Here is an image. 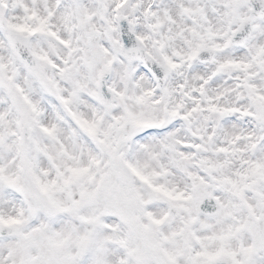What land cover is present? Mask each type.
<instances>
[{
  "label": "clouds",
  "instance_id": "clouds-1",
  "mask_svg": "<svg viewBox=\"0 0 264 264\" xmlns=\"http://www.w3.org/2000/svg\"><path fill=\"white\" fill-rule=\"evenodd\" d=\"M0 168L9 264H264V0H0Z\"/></svg>",
  "mask_w": 264,
  "mask_h": 264
},
{
  "label": "snow or ice",
  "instance_id": "snow-or-ice-1",
  "mask_svg": "<svg viewBox=\"0 0 264 264\" xmlns=\"http://www.w3.org/2000/svg\"><path fill=\"white\" fill-rule=\"evenodd\" d=\"M67 103V101H63ZM47 131V129H45ZM135 171V169H133ZM3 172V169L0 168V173ZM7 179L6 177H0ZM53 207H58L55 202H53ZM155 223H160V221H155ZM20 221L17 219L9 218L4 219L0 217V227L12 228L18 226ZM252 239H255V234H253ZM54 241L50 240L47 244L42 243H33L30 236L25 235L21 237V242L19 244L9 245L6 249L11 260L10 264H71L72 256L70 254H65L62 258L53 257L50 254V248L53 246ZM245 252H251L252 248L243 249ZM209 257L210 260L215 259V256H218L219 253L215 255L210 253H202ZM232 256L236 254L231 253ZM0 264H9V261L0 259Z\"/></svg>",
  "mask_w": 264,
  "mask_h": 264
}]
</instances>
